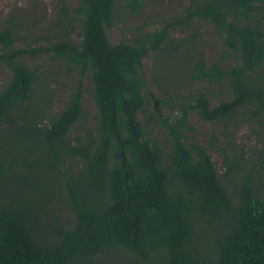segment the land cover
<instances>
[{
	"label": "trees",
	"instance_id": "16d2710c",
	"mask_svg": "<svg viewBox=\"0 0 264 264\" xmlns=\"http://www.w3.org/2000/svg\"><path fill=\"white\" fill-rule=\"evenodd\" d=\"M142 9V0H79L77 43L70 20L40 47L18 44L30 27L11 19L0 27V62L11 72L0 89V264H264V135L250 160L223 153L219 176L190 124L192 112L209 123L241 116L264 123V0H192L175 25L208 22L237 63L189 58L188 85L219 87L230 99L213 106L197 89L180 98L174 118L164 116L168 102L149 91L143 72L150 53L177 52L172 25L132 42L112 44L107 35L122 14ZM41 53L78 75L56 116L48 96L33 104L40 71L24 59ZM85 79L96 135L72 145L68 136L85 118ZM140 116L160 126L166 142ZM69 161L81 168L64 171ZM63 209L71 220H58Z\"/></svg>",
	"mask_w": 264,
	"mask_h": 264
},
{
	"label": "rangeland",
	"instance_id": "374dc122",
	"mask_svg": "<svg viewBox=\"0 0 264 264\" xmlns=\"http://www.w3.org/2000/svg\"><path fill=\"white\" fill-rule=\"evenodd\" d=\"M191 3L192 0H142L143 9L139 14H122V20L115 22L107 31L109 41L116 44L121 40L132 42L145 33H152L155 29L160 30L167 24L172 25L169 36L177 52L168 51L161 58L157 57V53H150L143 59V72L148 81V89L155 96L168 102V106L163 110L164 116L168 118L178 116L180 98L194 97L197 89L206 93L213 106L218 105L220 100L230 99L222 88L207 84L188 85L189 80L184 65L186 67L187 60L196 57L199 53L204 55L208 64L218 63L224 68H229L237 63L231 51L224 45V35L215 31L208 22L195 19L194 25L187 28L175 25L177 20H183L186 16V9ZM78 5L79 0H0V27H4L9 19L22 23L26 28H30L21 31L24 42L19 40L18 44L24 46L25 42H28L34 47H40L47 46L48 39L59 36L64 24L70 20L74 24L72 23L69 36L77 43L79 23L74 22L73 11ZM63 11L68 13V18ZM176 44L180 45L176 48ZM172 48L170 50H173ZM222 58L225 60L223 61ZM24 61L31 68L40 71L41 82L35 89L33 104L40 105L44 97L48 96L50 99L48 113L52 116L58 115L75 87L77 71L59 61H54L51 55L46 53L34 58L27 57ZM10 78L11 72L0 62V89ZM83 87L85 118L73 127L68 136L72 145L77 143L79 137L96 135L98 111L93 87L88 79L84 80ZM241 117L209 123L199 119L195 113H191L190 124L194 128L195 140L208 149L219 176L225 173L223 153L234 151L239 158L250 160L255 150L263 148L264 123L258 124L250 116ZM140 121L146 131L166 142V132L160 126H152L143 116H140ZM79 168L81 165L77 161H69L63 170L76 171ZM231 186L228 182L230 192ZM67 219L71 220V213L63 209L58 220L64 222ZM102 259L99 264H121L116 260L106 262Z\"/></svg>",
	"mask_w": 264,
	"mask_h": 264
}]
</instances>
